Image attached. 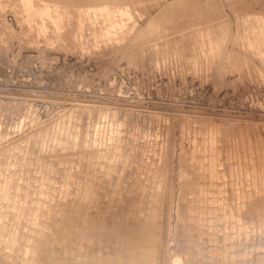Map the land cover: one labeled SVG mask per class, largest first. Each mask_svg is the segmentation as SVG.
<instances>
[{"label":"rangeland","instance_id":"1","mask_svg":"<svg viewBox=\"0 0 264 264\" xmlns=\"http://www.w3.org/2000/svg\"><path fill=\"white\" fill-rule=\"evenodd\" d=\"M110 131L111 137L118 138L117 146L122 148L119 153L132 146V151L146 157V166L140 159L137 161L140 164L134 165L145 166L144 172L140 171L144 177L153 172L149 162L154 165L156 154H166L162 162L165 168L160 169L162 172L159 170L161 174H153L150 182L160 181V186L157 185L160 193L163 192L161 200L168 202L162 210L166 212L161 222L165 221L160 223L166 222L160 228L165 230L164 236L168 234L165 236L167 247L172 239L175 241L178 219L174 206L181 199L184 208L191 209L190 217L200 218L202 230L213 232L215 237L226 231L230 236L228 243L232 242L236 250L249 249L259 241L264 256V180H259L260 174L264 177V0H0V180L3 176L12 178L11 186L0 191V196L7 200L11 199L10 195L16 198L17 194L27 192L28 183L37 187L42 182L49 188V198L53 195L51 199L55 201L62 199L67 181L62 176L73 172L77 177L72 174L74 181L71 183L70 178L68 186L84 184L78 181H84L93 166L99 168L96 164L101 162L100 154L106 147L104 137ZM239 131L250 135L252 147L248 146V150L241 143ZM258 135L263 142H259ZM211 140L219 147L213 159L208 151ZM260 143L263 145L259 147ZM185 146L188 154L184 152ZM235 150L240 152L236 154ZM248 155L253 158L249 156V160ZM243 156L246 157L243 163L247 165L242 163ZM118 158L115 164L121 162ZM129 160L136 163L132 158ZM208 164H214L213 172L212 165ZM100 169L103 174L108 171V165L103 164ZM245 170H249L251 181L255 179L256 191L247 189L245 184L240 187L241 181L246 182ZM140 173L134 174V178L141 177ZM41 174L45 175L43 179L39 178ZM139 180L133 183H142ZM115 182L112 181L115 186L119 184ZM215 190L221 196L224 194V210L239 217L238 212L248 209L241 205L242 198L256 194L252 196L257 203L253 213L260 226L259 235L249 232L247 239L245 230H238L239 217L232 219L229 213L224 220L226 224L223 218H215L212 213ZM202 196L203 201L199 200ZM169 197L173 199L169 201ZM70 204L68 200L69 207ZM3 212L0 211V222L4 224L1 225L0 264L31 261L60 264L57 259L51 260L54 255H60L57 245L48 253L52 257L38 260L39 254H47L43 252L44 244L40 245L42 248L38 245L41 249L37 255L32 246L39 232L20 234L16 238L11 235L17 228L27 231L17 223L42 224V218L26 219L24 215L17 218L10 212L3 217ZM231 221L236 224L232 226ZM223 224L232 227L228 229ZM197 225L189 233L196 234ZM48 239L56 244L55 236L49 235ZM20 242L25 245L22 247ZM173 247L166 251L170 253ZM169 253L168 256H176ZM96 257L95 254L88 256L89 259Z\"/></svg>","mask_w":264,"mask_h":264},{"label":"bare ground","instance_id":"2","mask_svg":"<svg viewBox=\"0 0 264 264\" xmlns=\"http://www.w3.org/2000/svg\"><path fill=\"white\" fill-rule=\"evenodd\" d=\"M92 7H93V5H92ZM205 128L207 129V127H205ZM205 128H204V130H205ZM215 130H214V132H215ZM97 131H96V133H97ZM209 131H210V129H209ZM202 133H204V132H202ZM107 134H109V136ZM107 134L104 137L103 143H105L106 147L104 149L103 154H100L101 159H99V156L98 157L96 156L99 159V161H101L98 164H96V165H98L99 168H97L96 166H93V170L90 173H89V171H88L89 169H88L87 170L88 175L83 174V175H85V177L81 176L83 171L82 170H81L82 172L79 171V175L82 177V179H83V177L85 179H83L84 181L81 180V182L78 181V183L84 182V184H86V186L83 183H82L83 186L81 184H80L81 186L79 185L80 187H78L76 185H75L76 187L68 186V183H70L69 179L71 178V183L73 180V178H72L73 172L71 171L72 173L65 172V174H64L65 176L61 175L62 179L67 180V181L63 186V188H64L62 190L64 192V194H62L63 197L60 196L61 193L57 194L60 196V197L59 196H57V197H59V198L62 197V199H60V200H57L59 198H56L57 201H55L54 199H51L53 195H51V198H49V196H48L49 188H47V186H45V185H42L43 184L42 182H40L42 184L39 183L37 187H35L36 185L33 186L32 185L33 183H28L27 184V187H28L27 192H25V194H20V193L17 194L16 198H14L10 194L9 195H10L11 199L8 198V200H7V197L0 196L1 197V199H0V211H4L1 214V216L4 217V215H6L10 212L12 216H15L17 218L19 216H23V215L26 216L25 217L26 219L27 218L33 219L34 217L35 218H42V220H43L42 224H39V222L37 223V221H35L31 224L29 222H20V223L15 222V223H17L16 225H20V227H22V228H27V231L24 232L21 230V228L20 229L17 228V230L14 229L12 234H11L13 237L16 238V236L20 235V234L39 232L37 235L38 238L37 239L35 238L32 246L35 247V253L37 255L38 252L40 251V249L42 248L40 245L44 244L45 247H44L43 252L46 251L47 254H45L46 256H44L42 254H41V256H39L40 255L39 254L38 260L42 261V259L45 260L46 258L52 257V256H49L50 254H48V253L51 250V248L55 249V245H57L58 246V252L60 255H54L55 257L53 256L51 260L57 259L58 261H61L60 264H62V263H65V264H102V263H106V262H108L110 264H165V263H169V264H198L201 261H206L207 264H264L263 263V257L264 256L262 255L263 252L261 250V248H263V247H261L259 241L254 242L253 245H251V247L249 249L248 248L245 250L244 249L243 250L233 249L234 245L232 246V244H230L232 242L229 241L230 243H228V239L230 236L225 234L226 231L224 233L220 232L219 235H217L215 237V234L213 232L210 233L208 231L202 230V227L201 228L199 227V225H203L199 220L200 218L195 220L194 217H190V214H188V213L191 211V209H189L188 207L184 208V205L181 204V199H180L181 197H179L180 200H177V202H178L176 204L177 206H174L175 207V216L178 219V223H176V228L174 230V233L176 236L174 238L175 241H173V239H172V241L169 242V247H172V246H174V247L171 249L172 251L170 250L171 251L170 253L167 252L166 250L169 247H167V245H165V236L168 234H165V236H164L163 233H165V232H163V231H165V230L161 229L164 227V225H166V222L164 225L160 224V223H162L161 221L163 220V216L165 215L163 213L166 212V211H162L163 207H164V203L166 202V200L165 201L161 200V196H162L161 193H163V192L161 191V193H160V188L158 189V185L160 184L159 183L160 181L157 182V184L159 183L158 185L155 182L154 183L150 182V177H152L153 174H156V173L158 174V173H160L159 172L160 169L165 168V166L164 167L162 166V164L164 165V163H162V162H164L163 159H164V155H166V154H163L162 152H160L159 155L156 154V157H155L156 161H154V165L152 166L151 162H149L150 169L153 172L148 174L147 177H144L145 174L143 173V175H141L140 171H142V169H143L142 167L147 162L146 160H144L146 157L142 156V153L138 154L139 151L138 152L132 151V150H134L133 149L134 147H132V146L125 149V152L119 153V152H121L122 148H119V146H117V145H119L116 142L118 138L116 137V135H115L116 138H113L114 136L111 137V135H110L111 131L107 132ZM255 134H256V132H255ZM213 135L215 136V133ZM252 135H253V133H252ZM204 136H205V134H204ZM238 136L240 137V139H242L241 141H243L241 143H244L246 145L245 146L246 149L248 148V146H251V145H249V142H251V141L248 139V136L250 138V135H248L247 132L242 133L239 131ZM258 136H259V138H258L259 142H261L262 141V139L260 137L261 135H258ZM208 138H210V137H208ZM252 138H255L254 135ZM214 139H215V137H214ZM256 139H257V137H256ZM199 140H200V137H199ZM211 141H209V144H208L209 147L208 146H206V147H208V149H209L208 151H210V153H209L210 157H212V159H213L214 155L217 153L216 149H218L219 147L216 148V144L213 141H212L213 142L212 143ZM194 142H197V141L195 140ZM210 142H211V144H210ZM257 143L255 144L253 141V144L257 145ZM222 145H221V147H222ZM255 145H253V147H255ZM258 145L260 147V145H263V144L260 143ZM203 146H204V144H203ZM236 146H238V145H236ZM239 146L241 149L240 143H239ZM172 147H174V145ZM186 147L187 146L183 147L184 152L186 151ZM251 147H249L250 148L249 151H251V154H254L252 152L253 148H251ZM183 149H181V151ZM233 149L234 148H232L231 150H233ZM236 149H238V148L236 147ZM193 150H195V149H193ZM202 150H204V148ZM255 150H256V147H255ZM195 151L198 152L197 149ZM221 151H222V148H221ZM235 151L237 152L238 150H235ZM258 151H260V148H258ZM188 152H190V151H188ZM226 152H228V151H226ZM239 152H237L236 154H238ZM243 152L245 153L244 148H243ZM186 153H187V151H186ZM244 153H243V155H244ZM88 154H90V153H88ZM195 154H197V153H195ZM219 154L221 155V153H219ZM248 154H250V153H248ZM182 155L184 156L183 152H182ZM199 155L200 154H198V156ZM250 155L247 156L248 159H249ZM186 156H185V158H186ZM258 156H259V154L257 155V157ZM261 156L262 155L260 154V158H261ZM117 157H119L118 160H120L121 162L115 164V162L117 161ZM190 157H192V156L190 155ZM201 157H202V155H201ZM250 157H252V156H250ZM262 157L264 158V154ZM131 158L133 159V163H134V160L136 163L132 164V161L129 160ZM169 158H170V156H169ZM208 158H209V155H208ZM244 158H246V157H244V156L242 157V163L244 161ZM255 158H256V156H255ZM139 159H140L139 162H142V164L145 162L144 165L141 166L142 165L141 164L140 167H138L139 165L134 166L135 164H140L137 162ZM199 159H200V157H199ZM212 159H211V161L210 160L209 161L212 162ZM254 159H253V161H254ZM61 160H62V158H61ZM219 160H220V158L217 159L216 162H219ZM256 160H258V159H256ZM201 161H202V159H201ZM222 161H221V163H222ZM245 161H246V159H245ZM97 162H98V160H97ZM170 162L171 161H169V165H170ZM216 162H215V164H216ZM248 162H250V161H248ZM44 164L45 163H43L42 165L44 166ZM103 164H105L106 166L108 165V171L104 172L103 174H100V172H101L100 170H102V168L100 169V167L103 166ZM118 164H119V166H118L119 170L118 169L116 170L115 167ZM165 164H166V162H165ZM204 164H206V163H204ZM217 164H219V163H217ZM243 164H245V163H243ZM250 164H253V162L252 163L250 162ZM209 165H212V164H208V166ZM233 165H235V164L232 163V167H233ZM245 165H247V164H245ZM245 165H242V166H245ZM2 166H4V165H2ZM145 166H144V169H145ZM217 166H219V165H216V167ZM230 166H231V164H230ZM230 166H227V167L230 168ZM5 167H6V165H5ZM7 167H8V164H7ZM247 167H246V169H247ZM260 167H263V165ZM213 168H214V164L212 166H210L211 171L213 170ZM50 169H51V167H50ZM50 169H49V171H50ZM85 169H86V167H85ZM105 169H107V168H105ZM144 169H143V172H144ZM56 170H58V169H56ZM251 170H252V168H251ZM259 170H261L260 172H262V168H260ZM63 171L61 174L64 173ZM160 171L162 172V170H160ZM178 171H179V169H178ZM248 171H246V170L244 171V176H245L244 181H246L245 183H242L241 179H239V181H241L240 187H241V184L242 185L245 184L244 186L247 187V189L248 188L250 190L254 189V191H256L257 190L256 181H255V179L252 181L249 179V176H248L249 172ZM254 171H255V169H254ZM254 171H252V172H254ZM59 172H57L58 175H59ZM138 172L140 173L141 177L134 178V174H136V173L138 174ZM231 172H232V170H231ZM234 172H235V168H234ZM236 172L239 173V167L236 169ZM252 172L250 171V173H252ZM0 175H1V172H0ZM162 175H164V174H162ZM250 175H253V174H250ZM44 176L45 175L41 174V176L39 178L43 179ZM73 176H74V178L77 177V176L75 177L74 174H73ZM160 177H161V175H160ZM209 177H210V175H209ZM259 177H260L259 178L260 181L264 180V177L263 176L261 177V174ZM9 178H10V176L9 177L3 176V179L0 180V187H1L0 191L1 192L6 191L7 186H11L12 178L11 179H9ZM56 178H58V177H56ZM250 178H252V177H250ZM138 179H140L139 182H141V180H142V183L135 185V183H133V182H135V181L137 182ZM152 179H154V177ZM160 179H162V177ZM163 179H164V177H163ZM60 180H61V178H60ZM79 180H80V177H79ZM113 180L119 184L115 186V184L112 183ZM169 180H170V178H169ZM58 181H57V183H58ZM154 181H156V180H154ZM167 181L168 180L165 179V182H167ZM206 182H207V180H206ZM73 183H75V182H73ZM161 183H162V181H161ZM252 183H254V184H252ZM250 184H252L251 188L249 187ZM40 185H42V186H40ZM167 185H164V186L166 187ZM48 186H49V184H48ZM59 186H62V185L59 183ZM50 187H51V184H50ZM117 188H120V189L116 191ZM59 189H61V187ZM262 189H264V187ZM59 191H61V190H59ZM114 191H116V192L113 193ZM239 191H240V189H239ZM208 192H207V194H208ZM214 192H216V190ZM178 193H180V192H178ZM237 193H238V191H237ZM237 193H236V195L240 194L241 192L238 194ZM166 194H167V192H166ZM234 194H233V196H234ZM170 195H171V193H170ZM170 195H168V196H170ZM173 195L175 196V192ZM223 195L224 194H222V196H221L217 193V196L213 197L212 203H215V205L214 206L212 205L214 207L212 213L215 214L214 216L218 220L223 218V223H225L224 220H225V218L227 219V213L230 214V217L232 215V219L236 215H234L235 213H232V211L226 212L224 210L225 198L223 197ZM254 195H256V194L253 192L252 195L249 196V198H247V199H245L246 197L242 198V204L241 205L243 207L248 208V209L244 210L243 212L242 211L238 212V215H240V217L236 216V217H239L238 219L236 218L238 220V223H237L238 228H239L238 230L240 231L241 228L243 230H245L247 239H248V233L249 232L250 233L255 232V233H257V235H259L258 230H259L260 226L256 224L257 223L256 222V220H257L256 214L253 213L254 212L253 209H256L255 205H257L255 199L252 197ZM163 196H165V194ZM238 197H240V195L237 196V198ZM241 197L238 198V200L241 199ZM203 198H205V197L202 196L199 198V200L202 199L201 201H203ZM63 199H65L67 201H65ZM165 199H167L166 196H165ZM171 199H173V198H170L169 201ZM183 199H184V197H183ZM68 200H69V202L71 201L70 205L74 209L71 206L70 207L68 206ZM245 200H247V201H245ZM51 201H53V203ZM72 201H73V203H72ZM166 203H168V202H166ZM168 206H169V204H168ZM165 207H166V205H165ZM37 210H39V211L36 212ZM169 210H170V208H169ZM218 210H219V212H216ZM255 212H257V211L255 210ZM31 213L33 215H30ZM240 213H242L243 217L241 216ZM169 215H170V213H169ZM168 218H169V216H168ZM193 219L195 220V222L193 221ZM258 219H260V218H258ZM190 220H192V221H190ZM164 221H163V223H164ZM166 221H168V219ZM196 223H198V225ZM228 223H230V222H228ZM231 224H232V221H231ZM235 224L236 223L234 222V225ZM1 225H4V224L0 222V232H1L0 235L3 234V228ZM196 225L198 226V228L195 229L196 234L189 233L190 230H192L193 227ZM234 225L232 224V226H234ZM169 226H168V228H169ZM226 226L224 225V227H226ZM229 226L232 227L231 225H229ZM230 227L227 226L228 229ZM209 229H211V228H209ZM220 229L221 228H218L217 230L219 231ZM233 229H235V228H233ZM38 230H40V231H38ZM166 230H168L167 227H166ZM205 232H207V233H205ZM232 232H230V233H232ZM235 232H236V230L233 233H235ZM263 234H264V232H263ZM49 235L55 236V243L56 244H53L52 241H47V239L49 238ZM230 235H232V234H230ZM238 235H240V234H238ZM251 235H254V234H251ZM246 237H245V239H246ZM24 238H26V237H24ZM198 238H201L202 241L199 240ZM258 238H259V236H258ZM197 239H198V241H197ZM195 240L197 241V243H195ZM44 241H46V242H44ZM9 242H11V240H9ZM166 242H167V240H166ZM21 243H23V242H20V244ZM52 244H53V247H51ZM200 244H202V246ZM24 245H25V243L22 245V247ZM32 246H31V248H32ZM263 246H264V244H263ZM33 248L31 250V253L33 252ZM23 249L24 248H22V250ZM28 249L30 251V248H27V250ZM3 252H5V251H3ZM24 252H26V251H24ZM168 253L169 254L175 253L174 255H176V256H171V255L168 256ZM93 254H95V257L96 256L97 257L95 259H89L88 256L93 255ZM52 255H53V253H52ZM31 256H32V254H31ZM166 256H167V258H166ZM25 258H27V257H25ZM32 258H33L32 260H34V255L32 256ZM26 260L28 261V259H26ZM44 260H43V262H44ZM27 261H26V263H27ZM29 264H36V262L31 261V263H29Z\"/></svg>","mask_w":264,"mask_h":264}]
</instances>
